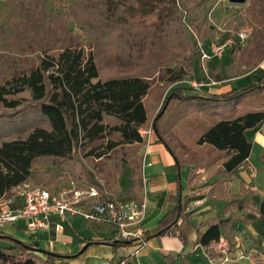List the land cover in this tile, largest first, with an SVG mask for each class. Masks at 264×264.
Masks as SVG:
<instances>
[{"label": "rangeland", "instance_id": "obj_1", "mask_svg": "<svg viewBox=\"0 0 264 264\" xmlns=\"http://www.w3.org/2000/svg\"><path fill=\"white\" fill-rule=\"evenodd\" d=\"M174 19L180 21L179 26L174 22L165 24L167 20ZM241 30L247 31L248 36L240 43L236 37ZM227 39L233 43L223 49L219 58L200 60V49L208 50L210 43L220 44ZM61 45L81 50L85 56L91 55L96 67L104 75L129 73L138 65L159 60L155 63L157 67L153 68L152 84L158 93L167 88L163 95L176 87H182L186 94L195 93L189 90L190 81L216 82L215 86L208 88L211 91L218 86L233 85L238 76L254 68L264 57V0H244L241 3L228 0H0V78H11L30 71L38 57L54 52ZM178 68L187 74L180 82L167 86L164 79L168 74L164 69ZM197 94L207 95L208 92L206 90ZM13 110L0 107V114L5 116ZM183 114L170 124L166 138L187 171L211 152L207 146L198 145L196 141L216 119L208 118L204 113L198 114L195 109ZM152 126L150 123L147 126L149 132ZM258 134L261 136V131ZM247 135L252 139V132ZM259 146L263 147L262 143L254 141L248 158L254 174L249 176L250 171L245 172L250 179L247 185L255 187V191L253 193L243 188L240 200L246 202L244 214L253 218L252 229L263 233V220L256 213L257 205L264 195V162L258 161L261 154ZM93 149V154L102 153L103 140H98ZM120 151L117 155L110 153L98 159L83 161L85 176L100 182L112 198H126L122 203L139 200V182L131 175L130 164L120 162L121 154L127 151L137 158L139 147L133 145ZM137 163L138 160H132L131 165L135 167ZM219 165L220 161L208 169L193 171L189 182L194 181L193 190L188 197L206 195L207 192H202L207 185L204 183ZM76 166L75 162L68 159L36 158L24 184L46 189H55L70 180L79 184ZM130 187L131 192L125 193ZM227 204L220 208V212ZM230 210L235 211L234 208ZM234 214L239 216L242 213ZM73 219L78 218L69 219L75 229L79 228L76 229L77 233L72 230L64 233L74 238H80L77 234L89 236L91 231L86 229L88 225L86 228L81 227L85 221L72 222ZM238 224L244 226L242 222ZM233 227L230 231L232 235ZM3 230L4 227H1L0 232ZM96 230L104 236L112 235L109 226ZM237 232L245 233V240H249L246 229L243 232L239 227ZM12 236L16 240L28 239V236H21L20 233ZM251 241L239 246L238 253L228 245L219 249L220 257L216 263L264 264V259L259 260L260 242ZM249 245H253L254 250L250 251ZM0 246L6 249L8 244L0 240ZM38 248L42 249L40 244ZM106 251L108 254L113 252L110 249ZM3 253L14 255V252L7 250ZM115 253L114 257H119L118 248Z\"/></svg>", "mask_w": 264, "mask_h": 264}, {"label": "trees", "instance_id": "obj_2", "mask_svg": "<svg viewBox=\"0 0 264 264\" xmlns=\"http://www.w3.org/2000/svg\"><path fill=\"white\" fill-rule=\"evenodd\" d=\"M170 22L180 25L178 19L167 20L165 24ZM158 62L150 60L146 65L134 67L129 73L104 75L91 55L85 56L81 50L61 45L54 52L38 57L30 71L11 78L1 77L0 107L11 110L18 108L5 116L0 114V197L25 182L33 160L39 157L75 162L77 169L74 171L79 177V184L98 187L86 178L83 161L110 153L117 155L124 147L131 148L133 145L140 149L145 143V136L140 135L139 131L147 129L149 123L154 125L156 135L168 148L175 160V168L180 171L184 167L170 147L166 134L178 116L192 109L216 120L206 127L196 141L198 145L207 146L211 152L198 164L188 168L185 181H191L194 170L207 169L225 158L216 171L218 180L211 184L208 191L210 196L214 192L221 193L222 183L248 165L252 143L246 133L264 121V76L257 83L234 85L221 94H186L182 87H176L163 95L167 88L158 93L152 84L153 68L157 67L155 63ZM164 72L168 74L164 79L167 86L180 82L187 74L180 68L164 69ZM156 109L158 111L154 113ZM98 140H103L104 151L93 154V145ZM132 160H138L135 167L131 165ZM258 161L264 162V148ZM120 162L130 164L131 175L138 180L140 156L133 158L128 151L123 152ZM130 190L131 187L125 193ZM182 192L183 188L178 183L175 193L168 199L172 204L171 209L165 211L157 223V233L150 236L143 232V240L147 242L152 238L170 237L185 247L189 236L195 233V244L210 257L213 252L208 247L220 237L233 247L232 227L236 222L247 224L250 221L244 214L246 202L230 201L222 210L223 215L227 212L226 217L215 215L192 226L189 223L191 215L185 211L182 201ZM231 208L235 211H231ZM234 212L242 214L235 217ZM256 213L264 224V195ZM201 228L205 230L201 232ZM0 240L8 244L6 249L0 246V264H61L60 261L66 256L40 254L35 250L38 248L3 232H0ZM94 242L112 241H85ZM113 243L111 250L115 253L119 243ZM4 250L14 252V255L5 254ZM122 261L129 264L122 256L109 259L107 264H120Z\"/></svg>", "mask_w": 264, "mask_h": 264}, {"label": "crops", "instance_id": "obj_3", "mask_svg": "<svg viewBox=\"0 0 264 264\" xmlns=\"http://www.w3.org/2000/svg\"><path fill=\"white\" fill-rule=\"evenodd\" d=\"M264 76V57L258 61L254 68H251L249 71L244 72L242 75L238 76L233 85L227 86H218L214 89H208V94H221L230 90L234 85L244 84V83H257L261 77ZM264 108V103H263ZM143 130V131H141ZM258 131H261V136H259ZM144 132V134L142 133ZM252 132L251 139V150L254 147V141L257 143H262L263 147L259 148V151L264 148V121L256 126L255 129L247 131ZM140 135H144V145L139 149L140 163H139V200L128 201L122 203L125 199H116V201L121 205H126L127 203H137L138 201H144L145 204V216L143 221L141 222V228L143 232L147 235H154L158 231L157 223L165 213V211L170 210L172 204L168 202L170 196L175 193L176 186L179 183V186L183 188V192L181 193L182 201L185 205V211L190 213L191 217L189 223L192 226H197L201 221H205L207 219H212L215 215L222 217V212H220V208L227 204L230 201H239L241 199V192H243V188L247 189L250 192L255 191V187H250V179H248V175H245L246 171H250L249 176L254 174V168H250V161L248 159V165L236 171L231 177L226 179L225 182L222 183V191L221 193L214 192L211 196L207 194L212 187V183L218 180L219 177L216 176V171L219 166H217L215 173H212L208 176V180L205 181L206 189L202 190V192H207L201 196L196 197H188L189 194H192L193 184L187 183L185 178L187 176V171L185 168L182 170H178L176 167V163L172 155L170 154L168 148L156 137L155 133H153L152 129L149 132L147 129H140ZM246 133V134H247ZM260 151V152H261ZM225 158L220 160V164L224 161ZM212 167V166H211ZM210 168V167H209ZM208 169V168H207ZM211 185V186H210ZM242 190V191H241ZM246 192V191H244ZM244 195V194H243ZM194 199L193 201H188L189 199ZM232 211V210H231ZM227 216V212L223 215V217ZM235 217H238L235 216ZM250 220L249 223L241 225L236 222L233 227V249L235 252H239V246L242 247L246 243V241L257 240L260 242L258 244L260 246L259 251V260L264 259V231L263 233L254 231L252 229L253 218L248 217ZM258 218V217H257ZM259 221V218L257 219ZM81 221V219H73L72 222ZM260 222V221H259ZM86 225L88 227L86 228ZM75 226V225H74ZM68 222L64 225L63 231L61 233H53L51 230L46 232H38L33 234L23 233L16 226L4 225L3 233L9 236L13 234H21V236L27 237L28 239H19V241L29 244L35 248L39 247L47 252L62 254L66 256H70L62 259L61 264H107L109 259L115 258L116 253H107L108 247L103 244H90L81 254H77L80 248L83 246L86 240H101V239H109L113 243V230L111 229L112 235L104 236L102 233L99 234L98 230L102 229L103 225L93 224L87 222H83L82 228H86L90 230L89 236L78 235L80 238H74L69 233H64L65 231H73V233H77L76 228ZM102 227V228H101ZM247 230V236L249 240H245L244 234H239L237 232L238 228ZM6 228V229H5ZM96 228V229H94ZM205 228H201L200 231H204ZM261 234L263 237L261 238ZM258 236V237H257ZM13 237V236H12ZM196 235L192 233L189 236L188 243L185 247H182L181 244L170 237H163L160 239H149L145 242L144 247L140 250L138 256L129 257L126 259V262L129 264H222L216 263L219 260L220 248H225L227 243L224 238L220 237L225 243L224 246L218 247L217 242L210 244L208 249H211L212 257L208 256L203 248L199 247L195 244ZM262 239V240H261ZM97 243V242H96ZM103 243V242H102ZM111 243V242H105ZM40 249V248H38ZM248 249L254 250L253 245H249ZM119 250V249H118ZM120 252V250H119ZM72 255H76L71 257ZM121 252L120 255L121 256ZM117 258V257H116ZM205 261L204 263L201 261Z\"/></svg>", "mask_w": 264, "mask_h": 264}, {"label": "built area", "instance_id": "obj_4", "mask_svg": "<svg viewBox=\"0 0 264 264\" xmlns=\"http://www.w3.org/2000/svg\"><path fill=\"white\" fill-rule=\"evenodd\" d=\"M247 36V31L241 30L236 40L241 43ZM232 43L229 39L220 44L210 43L208 50L200 49V60L219 58L223 49ZM216 84L213 81H190L189 88L198 93ZM87 178L101 190L94 185H79L71 180L55 189L28 186L24 183L11 188L0 197V228L11 225L28 234L49 230L57 234L63 231L70 218H78L109 226L113 230V241L119 243L121 256L126 259L138 256L145 244L140 225L145 216L144 201L121 205L103 189L100 182ZM224 245L219 239L217 246L220 248Z\"/></svg>", "mask_w": 264, "mask_h": 264}, {"label": "water", "instance_id": "obj_5", "mask_svg": "<svg viewBox=\"0 0 264 264\" xmlns=\"http://www.w3.org/2000/svg\"><path fill=\"white\" fill-rule=\"evenodd\" d=\"M229 2H234V3H241L243 2L244 0H228ZM162 112V111H161ZM152 131L153 133H155V127L154 125L152 126ZM156 135V133H155ZM156 137L160 140V138L156 135ZM90 244H93V243H84L83 246L80 248V250L78 251V255L81 254ZM94 244H103V245H106L108 247H112L114 245V243H102V242H97V243H94ZM37 252H39L40 254H43V255H48L50 254L51 252H47L43 249H35ZM73 256H76V255H72L71 257ZM67 257H70V256H65V258Z\"/></svg>", "mask_w": 264, "mask_h": 264}]
</instances>
